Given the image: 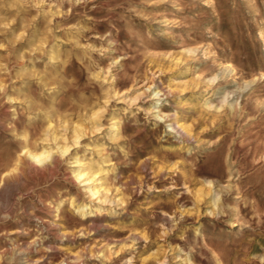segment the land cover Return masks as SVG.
Wrapping results in <instances>:
<instances>
[{
  "label": "rangeland",
  "instance_id": "374dc122",
  "mask_svg": "<svg viewBox=\"0 0 264 264\" xmlns=\"http://www.w3.org/2000/svg\"><path fill=\"white\" fill-rule=\"evenodd\" d=\"M0 3V176L42 112L110 96L58 171L0 187V264H264V0ZM74 155L125 202L92 201Z\"/></svg>",
  "mask_w": 264,
  "mask_h": 264
},
{
  "label": "bare ground",
  "instance_id": "6f19581e",
  "mask_svg": "<svg viewBox=\"0 0 264 264\" xmlns=\"http://www.w3.org/2000/svg\"><path fill=\"white\" fill-rule=\"evenodd\" d=\"M38 4H40V2ZM56 11H58V10H56ZM5 14H6V12H5ZM7 15H8V13H7ZM9 15H11V13ZM58 16H60V15H58ZM51 22H52V20H51ZM9 24H11V23H9ZM17 40H18V38H17ZM34 40H35V37H34ZM76 42H78V41H76ZM39 45H41V44H39ZM54 58H56V57H54V55H53L51 57V59L53 60ZM105 75H104V77H105ZM100 78H101V76H100ZM104 87H105V85H104ZM111 90H113V89H111ZM19 92H21V90ZM116 94L117 93H115L114 95H116ZM107 95H110V92H108ZM114 95H112V96H114ZM155 95H159V92H156ZM210 97L211 96L209 95V96H205L203 98L204 102L202 103V106L206 107V109H210L209 104H207V102H208ZM109 98H110V96H107L105 98L103 104L97 105V107L94 110H92L93 112L89 116H82V122L70 123V121L67 120V119H62L60 122H57V118L59 116L58 111H56L54 113L42 112L43 115H44V121L41 123L42 127L40 128L41 130L38 133V138H37V134H36L35 142L32 145L30 144L31 140L33 138V135L31 133H29L27 130H24L21 133V135L19 136L20 140L22 141L21 148L18 151L15 150L16 152L11 153L10 155L7 156L6 160H4V164H3L4 171H3V173L0 176V187H2V186L5 187L6 185H8L7 184L8 183V177H10V176H16V177H18L20 179V178H22L24 176L33 177V176H37V175H47V174L51 175V174H54L56 171H58V169L60 168V166L62 164V158L66 157L70 153V148L73 147L74 145L77 146V144L79 143V140L87 134L86 127H84V123H87L90 126L89 128L92 129V131H98L99 130V128L101 127V119H102L103 113L105 111L104 107H105L106 104H108V99ZM134 100H136V99H134ZM35 117L36 116L30 115L28 117L29 118L28 120H32V119L34 120ZM212 118H213V116H212ZM170 125H171V131H175L176 134L178 132H180V133H183L186 136L190 135L189 128L185 127L184 123L183 124H179V123L174 124V123H172ZM88 131H90V130H88ZM117 131H118V127L116 126V123L114 122L113 124H111V134H112V136H115L117 134ZM70 159H72L71 163L75 164L74 165L75 168L72 170V174H74V179L76 180V182H79V185H80V183H84V186L87 189L88 194L93 199L92 201L97 200L98 203H100V204H105L106 203V205L107 204H113L114 207H116L118 205H122L125 202L123 197H119L118 199H116V197L121 195L118 192L119 190H116V188H115L116 195L114 197L110 196V188L108 187L107 181H106V177L103 174L107 170L102 169V168H99V169L95 170L94 164H91V163L88 164V166H85V163H84L83 159H81V157L78 156V155H74ZM76 201H77V199H76ZM63 203H64L63 201H60L59 205L57 206V210L60 211V209L63 207ZM71 206L75 210L79 211L82 215H86V216H87V214L93 213V209L100 210L98 208V206H93V204H84V202H81V201L80 202L77 201V203L72 201L71 202ZM72 207H70V208H72ZM16 247H18V246L17 245L14 246V249Z\"/></svg>",
  "mask_w": 264,
  "mask_h": 264
}]
</instances>
